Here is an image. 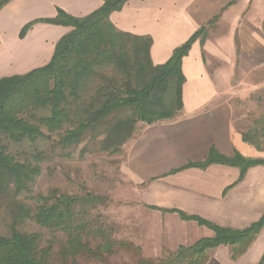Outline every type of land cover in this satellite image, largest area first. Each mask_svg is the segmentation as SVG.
<instances>
[{"label": "trees", "instance_id": "trees-1", "mask_svg": "<svg viewBox=\"0 0 264 264\" xmlns=\"http://www.w3.org/2000/svg\"><path fill=\"white\" fill-rule=\"evenodd\" d=\"M9 1L0 0V8ZM125 1L103 0L81 18L59 11L53 22L72 29L58 41L51 60L26 74L0 79V264H106L109 255L122 249L135 253L138 264H205L207 250L219 245L233 246V258L240 255L264 226V214L235 230L181 210L150 206L213 231L210 237L152 259L142 256L132 242L115 238L112 226L90 215L104 197L57 189L29 196L48 153L70 155L83 142L81 154H120L140 123L170 119L182 108L181 61L195 39L205 36L206 27L176 47L165 63L155 65L151 38L118 30L109 19ZM240 133L243 141L260 149L264 116ZM210 163L237 166L243 173L264 160L238 153L225 156L211 148L204 160L185 167ZM25 195L32 197V204ZM26 220L61 233L59 250L54 252L56 237L42 244L39 233L22 231ZM258 264H264V254Z\"/></svg>", "mask_w": 264, "mask_h": 264}, {"label": "crops", "instance_id": "crops-1", "mask_svg": "<svg viewBox=\"0 0 264 264\" xmlns=\"http://www.w3.org/2000/svg\"><path fill=\"white\" fill-rule=\"evenodd\" d=\"M102 3L7 2L0 8V79L26 74L51 60L58 41L72 29L53 22L59 11L81 18ZM109 19L118 30L149 36L155 65L165 63L176 47L206 27L205 36L195 39L181 61L182 108L170 119L140 123L123 146L120 163L124 179L141 185L138 195L145 207L164 216L169 245H191L213 232L176 212L150 206L181 210L235 230L259 220L264 214V164L243 173L222 163L185 166L204 160L211 148L225 156L264 160V141L260 149L243 141L233 122L237 104L264 87V0H126ZM173 226L180 239L170 232ZM233 248L207 250L205 264H258L264 254V226L234 258Z\"/></svg>", "mask_w": 264, "mask_h": 264}, {"label": "rangeland", "instance_id": "rangeland-1", "mask_svg": "<svg viewBox=\"0 0 264 264\" xmlns=\"http://www.w3.org/2000/svg\"><path fill=\"white\" fill-rule=\"evenodd\" d=\"M259 76V75H258ZM233 122L238 129L247 130L255 121L264 116V87L251 98L237 104ZM54 138V137H53ZM77 148L65 155L64 153H48L40 162V174L31 185L29 196L45 195L52 189L60 193L85 196L86 193L102 196L105 199L96 201L90 210L92 217H99L106 225L114 228V237L132 242L141 249V255L148 258H159L176 250V243L167 240L171 236L165 229L164 216H157L141 202L138 190L140 186L127 182L120 171L123 151L120 154L98 152L94 154L80 153ZM27 204H32V197L24 196ZM25 232H36L41 235L42 244L51 236L56 237L54 252L61 246L63 235L59 232L42 228L31 220L20 225ZM210 230V229H209ZM174 231V232H173ZM173 237L180 239L176 227H171ZM213 232V231H212ZM106 264H138V256L126 250H119L107 257ZM85 264H102L88 262Z\"/></svg>", "mask_w": 264, "mask_h": 264}]
</instances>
